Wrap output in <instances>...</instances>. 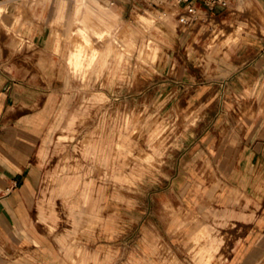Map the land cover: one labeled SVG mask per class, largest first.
Listing matches in <instances>:
<instances>
[{
    "label": "rangeland",
    "instance_id": "1",
    "mask_svg": "<svg viewBox=\"0 0 264 264\" xmlns=\"http://www.w3.org/2000/svg\"><path fill=\"white\" fill-rule=\"evenodd\" d=\"M14 1L32 0L1 2L9 12L0 18L6 25L13 22ZM258 1L243 0L239 9L232 0L220 15L197 9V20L182 26L178 17L186 11L176 0H102L120 11V25L144 31L137 44L146 41L158 52L139 55L119 42L121 59L110 57L98 77L89 73L86 79L73 76L65 60L71 40L62 25L52 23L54 0L31 3V13L25 10L13 30L0 21V91L31 99L28 108L40 111V222L50 225L56 241L97 240L101 264H204L192 235L207 226L219 242L208 264H264V163L246 184L233 177L246 173L238 164L241 152L226 153L230 143L264 141V77L257 95L205 99L214 68L215 76H224L217 72L223 53L212 50L226 48L227 38L264 37ZM64 5L70 15L74 1ZM149 12L160 15L145 26L136 15ZM233 59L226 61L235 64ZM180 81L182 90L175 87ZM66 176L79 180L69 194L57 190ZM87 182L89 208L96 203L98 218L76 225L73 205Z\"/></svg>",
    "mask_w": 264,
    "mask_h": 264
},
{
    "label": "crops",
    "instance_id": "2",
    "mask_svg": "<svg viewBox=\"0 0 264 264\" xmlns=\"http://www.w3.org/2000/svg\"><path fill=\"white\" fill-rule=\"evenodd\" d=\"M51 0H32L16 3L13 13V22L3 25L7 30H13L20 24L23 12L30 10L31 6L43 5ZM75 5L70 15L64 12V0H54L55 18L52 23L63 26L66 37L71 40L65 60L73 76L86 79L89 73L96 77L106 67L110 57L120 60L122 53L118 51L116 44L120 42L126 50L138 49L139 55L155 57L158 47L150 46L146 41L136 43L139 35L143 34L141 28H133L129 24L120 25V11L110 8L102 0H73ZM196 9L205 11V6L199 0H192ZM32 3V5H31ZM232 3L230 0L229 5ZM182 4H180V7ZM225 9H214L219 15L227 11ZM243 0H238L237 8L244 7ZM257 11H264V0L258 1ZM209 12V10H206ZM3 13H9L5 7ZM160 14L149 12L147 15L137 14L139 21L145 26L153 22V18ZM161 15H165L164 13ZM43 19L40 15L38 16ZM44 23H47L43 19ZM120 33L122 37L119 38ZM42 34L36 37L37 42ZM78 39H74V38ZM255 40V41H254ZM55 49L60 48L59 33L56 36ZM223 44L225 47H216L214 54L221 51L225 60L219 67L218 74L207 83V95L205 99H240L244 92L258 94L263 84L264 77V37L252 39L247 35L227 38ZM147 50V51H146ZM232 56L236 61H226ZM211 58V57H210ZM212 59V58H211ZM231 75L226 78V73ZM180 90L184 88L183 82H176ZM183 95L178 99H183ZM97 98V97H96ZM99 98V97H98ZM199 98V97H198ZM201 98V97H200ZM257 98V96H256ZM31 99H15L8 89L0 91V264H86L88 258H94V264H101L102 252L97 240L94 242L82 241L73 243L71 240L58 239L49 234L48 223L40 222L44 217L42 209V182L43 170L39 166L37 158L39 148V133L35 122L39 119L40 111L30 110L34 101ZM65 110V107H63ZM74 116L69 120L73 123ZM232 144V145H231ZM117 148H124L117 143ZM94 148L93 150H95ZM241 152L242 157L238 159L246 173L235 172L239 180L246 184L248 178L256 176L254 167H262L264 163V141L249 140L240 141L237 145L230 143L226 147V153ZM86 154L96 153L87 151ZM108 156H103L107 161ZM146 159H151L148 155ZM231 160H229V163ZM227 164V163H226ZM231 166V164L229 165ZM255 171V172H254ZM118 179L121 175L116 176ZM79 180L77 177L66 176L57 190L69 194L77 189ZM259 186H255V188ZM91 183L87 182L81 189V201L75 206L78 218L74 223L93 222L98 218L96 203L89 208ZM41 212V213H40ZM44 219V218H43ZM192 239L197 246V256L204 264H208L218 250L219 242L211 235L207 226L198 227L193 233ZM264 246L262 241L260 248ZM79 254V257L76 255ZM242 255L239 251L238 258Z\"/></svg>",
    "mask_w": 264,
    "mask_h": 264
},
{
    "label": "built area",
    "instance_id": "3",
    "mask_svg": "<svg viewBox=\"0 0 264 264\" xmlns=\"http://www.w3.org/2000/svg\"><path fill=\"white\" fill-rule=\"evenodd\" d=\"M11 0H0L1 2H6ZM177 5L183 4L182 9L185 10V13H182L178 17V22L182 26H189L191 23L197 20L198 13L197 9L194 6L192 0H176ZM206 8V10L212 11L214 9H225L230 0H199ZM205 10V12H206Z\"/></svg>",
    "mask_w": 264,
    "mask_h": 264
},
{
    "label": "bare ground",
    "instance_id": "4",
    "mask_svg": "<svg viewBox=\"0 0 264 264\" xmlns=\"http://www.w3.org/2000/svg\"><path fill=\"white\" fill-rule=\"evenodd\" d=\"M159 1H161V0H159ZM13 3L16 4V3H19V2L14 1ZM5 7H6V5H1L0 4V18H1V14L4 12ZM0 21H1V19H0Z\"/></svg>",
    "mask_w": 264,
    "mask_h": 264
}]
</instances>
